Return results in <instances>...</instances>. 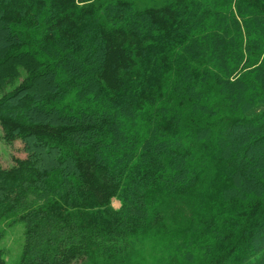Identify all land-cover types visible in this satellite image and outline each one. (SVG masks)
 <instances>
[{
  "label": "trees",
  "instance_id": "trees-1",
  "mask_svg": "<svg viewBox=\"0 0 264 264\" xmlns=\"http://www.w3.org/2000/svg\"><path fill=\"white\" fill-rule=\"evenodd\" d=\"M0 44L28 73L0 105L17 264H130L184 199L186 260L264 264V0H0Z\"/></svg>",
  "mask_w": 264,
  "mask_h": 264
},
{
  "label": "rangeland",
  "instance_id": "rangeland-1",
  "mask_svg": "<svg viewBox=\"0 0 264 264\" xmlns=\"http://www.w3.org/2000/svg\"><path fill=\"white\" fill-rule=\"evenodd\" d=\"M129 1L134 2L138 8L143 9L145 7L161 6L169 0ZM1 46L2 44H0V48ZM15 65L12 73L4 69L0 71V105L4 102L5 98L14 92L16 87L28 78L25 66L20 64ZM50 89L51 83H49V81L40 80L35 84L32 93L40 99ZM262 102H264V100ZM12 103L14 104L15 101H12ZM69 103L74 107L79 105L75 97H73ZM263 108L264 103H260L255 110H262ZM7 112H9V110ZM20 116L21 114L19 113L15 114V117ZM23 148L21 142H16L14 145H7L0 138V163L4 167H8L12 164L13 156L24 157L25 153ZM189 202L190 200L184 199L173 205L174 208L168 211L169 213L171 212V219L167 221L168 223L158 231H153L137 243L130 264H193L192 261L186 260L184 249L182 250L181 247L176 246L179 245V242L175 239L177 224L183 219V215L187 214L188 208L190 207L189 204H191ZM113 205L115 208L120 207V203L117 200L114 201ZM176 212L177 215L175 216ZM181 217L182 219H180ZM0 232L3 235L0 241V250L4 255L5 261L8 264H17L21 258L25 243V224L17 221L14 217L9 218L0 225Z\"/></svg>",
  "mask_w": 264,
  "mask_h": 264
}]
</instances>
